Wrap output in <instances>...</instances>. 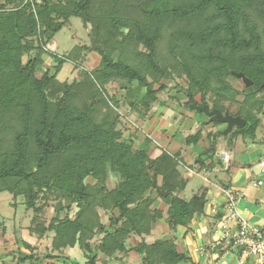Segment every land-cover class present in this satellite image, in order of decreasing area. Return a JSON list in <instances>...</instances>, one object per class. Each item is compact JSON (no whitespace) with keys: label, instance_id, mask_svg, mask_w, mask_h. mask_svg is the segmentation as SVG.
<instances>
[{"label":"trees","instance_id":"obj_1","mask_svg":"<svg viewBox=\"0 0 264 264\" xmlns=\"http://www.w3.org/2000/svg\"><path fill=\"white\" fill-rule=\"evenodd\" d=\"M71 17L102 46L95 49L99 65L70 84L59 82L56 72L38 76L42 55H52L56 71L64 63L48 47ZM234 71L252 84L237 90L227 80ZM174 74L187 80V108L210 102L229 111L221 102L242 95L234 115L245 124L235 126L233 138L254 141L264 115V0H0V193L23 196L34 210L41 209L38 201L56 202L49 223L33 229L39 238L51 237L49 250L37 252L22 240L28 253L18 248L14 264L64 260V249L75 246L84 264H98L99 255L100 264H127L130 252L139 264H198L171 232L204 216L208 188L187 197L190 178L178 153L152 157L149 140L135 145L136 133L122 139L116 110L127 101L145 117L167 89L160 80ZM111 81L125 94L109 95ZM199 138L200 132L188 135L185 143ZM200 156L196 161L205 168ZM161 218L172 235L146 241ZM9 255L14 252L2 256Z\"/></svg>","mask_w":264,"mask_h":264},{"label":"rangeland","instance_id":"obj_2","mask_svg":"<svg viewBox=\"0 0 264 264\" xmlns=\"http://www.w3.org/2000/svg\"><path fill=\"white\" fill-rule=\"evenodd\" d=\"M94 40H96V38L91 33L90 28L86 26L79 17H71L54 35V38L48 47L51 49L52 53L58 54V56L65 57L64 63H62L58 71H56V62L54 61L52 55L50 53L48 55H42L43 62L41 66L37 68L35 73L40 76L46 70H48L51 74H54L56 72V79L59 82H67L69 84L74 81L83 80L85 74L91 72L96 66H98L101 60V55L95 50L96 44ZM163 46V43H161L160 50H162ZM139 47L143 49V46ZM25 59L26 57L23 56V60ZM234 73L236 72L234 71ZM147 78L150 79V81L152 79L149 75H147ZM227 80L237 90H242L246 86L242 79L236 76H230L227 78ZM160 82L166 84L167 89L157 93V101L152 104L151 110L147 113V115L145 113V117L137 115L136 112L129 107L127 101L120 100V105L116 107V110L119 113L120 117L119 128L123 130V135L121 138H128L129 133H136L134 136H132V139L137 146L142 145L145 140H149L151 145L148 146V152L150 155H152V157L155 155H159L163 151L168 152L165 149L167 147H164L163 144H158L156 143V141H153L155 139L153 138L152 134L147 133V135H145L144 128H146V124L149 122L151 113H153V116L157 115L159 111L163 112L164 110H167L168 107L174 109V113L172 116L163 115L161 120L165 119L166 121V124L163 128L167 133L170 132L173 126H178L179 128V133L174 136V139H176L177 143L181 146L180 153L177 154V157L181 162V164L179 163V168L181 169V172L185 173L183 167L189 165L190 162L194 163V161H191L189 157L191 150L196 152V156L204 155L202 154L200 148L195 145L197 141L191 144H186L182 140V137H184L185 135H192V131L189 129L183 130L184 128H180L183 126V124H181V120L184 119V114L186 112H196H194V110L190 108L185 107L184 105V103L187 101V98H185L184 94L182 93L187 84V80L184 78V75L180 76L174 74L172 79L163 81L160 80ZM133 86L137 87L136 83H133ZM106 89L109 95L115 94L116 96L121 97L123 94H125V91L121 89L119 85L114 81L106 83ZM178 89H180L181 92H177ZM196 99L200 101V97L198 95L196 96ZM242 100L243 96L237 95L234 100L222 101L221 103H223L224 106H226V108H228L229 110L222 111V113L229 112V114L234 115V113L239 110V106L242 105ZM208 105L211 107L210 102L208 103ZM111 106H113V104H111ZM189 106L190 105H188V107ZM102 111L105 112L106 110L103 109ZM169 111L171 112V109ZM196 116L207 119V122L209 120V118L202 112L196 113ZM260 117L262 123L257 130L259 135H256V137L264 136V115H260ZM215 125L217 126L219 124ZM234 128L235 126L226 134L223 133L226 128L223 130L213 129V132H211V144L216 150L214 153L210 152L208 154V157L210 158L214 166L221 165V162L215 156L219 148L229 149L231 146H235V144H237L236 137L233 138V133L235 131ZM219 132H221V134H219ZM230 139H232L231 142ZM243 141L245 145L250 143V140L248 139H243ZM226 175V171L219 170L216 172L215 170L212 171L211 168L209 169V178L211 179L219 180ZM113 184L114 181L112 179L109 180L108 188H111ZM206 184L207 182L204 181V179L198 177V175H195L193 176V178H191L190 183L188 184L184 193L188 197L192 194L193 191L197 190V188L203 187ZM211 189L213 190L214 187L211 186ZM43 202L44 200L38 201L37 204L41 205V209L34 210L32 208L26 207L23 196L14 198L7 191H3L0 193V264H14L15 256L17 255L15 252L18 248H20L25 253H28L25 248L21 247L22 240H25L33 245L37 252L42 253L45 251V249L49 250L51 237L49 235H45L44 237L39 238L36 235L37 232L33 231L36 223L47 225L52 216L55 215L56 211L54 209L56 202L49 199L48 205L42 206ZM211 202L212 200H210V203H208V210H210ZM157 203V205L165 207V204L162 201H157ZM36 208L38 207L36 206ZM99 212L101 213L102 221L106 222L108 215L105 214L102 210H99ZM191 231L194 232V229H192ZM198 232H200V230H197V233ZM171 233H173V230ZM158 234H156L155 238L150 239L155 240L156 238H159L161 235ZM97 242L98 241H96L95 243ZM128 242L130 244L133 243L132 239H130ZM193 247L194 245L189 246V249L187 248L189 254L190 252L192 253L194 251ZM7 251L14 252V255H9L8 257L3 258L2 255ZM68 252V258L65 257L66 259L64 260H45L43 262H40V264H73L72 261L74 260H77V262L79 261L80 264L85 263L86 258L83 257L82 252L76 246L74 248H68ZM228 254H230V256H228V259L229 257L231 258L229 259V261H226V264H238L237 257L233 253ZM13 256L14 258L12 259ZM102 259H104V256L99 255L98 264L101 263ZM126 261L130 262L131 259L126 258ZM25 264L31 263L27 262ZM137 264H139V261L137 262Z\"/></svg>","mask_w":264,"mask_h":264},{"label":"crops","instance_id":"obj_3","mask_svg":"<svg viewBox=\"0 0 264 264\" xmlns=\"http://www.w3.org/2000/svg\"><path fill=\"white\" fill-rule=\"evenodd\" d=\"M170 109L171 112L169 111ZM194 112L196 111L194 110ZM173 113L174 109L170 107H168V109L164 110L163 112L159 111L157 115L152 116L153 113H151L149 122L146 124L144 131L145 135H147V133L153 135V138L155 139L153 141H156V143L163 144L164 147H167L165 149L169 153L179 154L181 146L177 143V140L174 139V136L179 133L178 126H173L170 132L167 133L163 128L166 124V121L165 119L161 120L163 115L172 116ZM196 113H183L185 116L184 119L181 120V124H183V126L180 128H184L183 130L189 129L192 131V134L200 132L201 137L198 139L195 145L200 148L202 154H204L200 157L202 161H204V165L206 167L204 168L200 164V161H196L198 156H196V152L193 150H191L189 157L191 161H194V163L190 162L189 165L183 166L185 167V176L189 177L190 180L193 178V176L198 175V177H201L207 182V184L203 186L204 188H208L207 205L204 216L197 214L188 229L183 226H178L174 228L173 234L184 245H186V248L194 245V251L192 250L193 252H190L194 262H197L198 264H226V261H229L231 258L229 257L228 259L230 254L221 253L217 248L213 249L210 247V245L213 243V229L216 224V219H214L215 217L211 212V208H219L222 205L221 203H223L226 199L225 190L233 191L237 198V210L241 218L248 223L256 224L264 228V184L261 187H256L253 185V181L256 180H262L264 183V136L256 137L254 141H250V143L246 145L241 137H236L237 144L229 148L230 150L234 151L235 155L231 162L228 165L220 163L221 165L214 166L208 157V154L210 152L214 153L216 149L211 150L209 153L205 152L211 146L210 139L213 129L223 130L225 129L226 125L221 123L216 126L212 122L207 123V119L201 118L200 116L197 117ZM257 135H259L258 132ZM185 139L186 135L182 137L183 142H185ZM210 168L212 171L215 170L216 172L219 170L226 171L227 175L223 178H220L219 180L211 179L209 178ZM190 180L188 184L190 183ZM209 185L213 186L214 189L212 190L211 186ZM210 200H212V202L210 204V210H208L207 206L208 203H210ZM192 229H194V232L191 231ZM197 230H200V232L197 233ZM155 233H159L158 235L161 236H167L168 234L172 235L169 233L168 226L164 224L163 218L153 225L151 232L148 235H145L146 241H151L150 238H155ZM195 248H198V250H195ZM64 250L65 254L67 255L68 248ZM133 253L134 252H130L124 256L128 259H131L130 262L126 261L127 264H137L139 261L138 256ZM74 261L77 262V260Z\"/></svg>","mask_w":264,"mask_h":264},{"label":"built area","instance_id":"obj_4","mask_svg":"<svg viewBox=\"0 0 264 264\" xmlns=\"http://www.w3.org/2000/svg\"><path fill=\"white\" fill-rule=\"evenodd\" d=\"M234 156V151L230 149H220L216 153V158L224 165H228ZM263 184L262 180L253 181L256 187H261ZM225 195L226 199L219 208H211L216 224L210 247L222 250L224 254L233 253L237 257L238 264H264L263 228L241 218L233 191L225 190Z\"/></svg>","mask_w":264,"mask_h":264},{"label":"water","instance_id":"obj_5","mask_svg":"<svg viewBox=\"0 0 264 264\" xmlns=\"http://www.w3.org/2000/svg\"><path fill=\"white\" fill-rule=\"evenodd\" d=\"M94 42L96 44V40H94ZM97 47L99 49H102V46L100 44L99 45L96 44L95 48ZM233 74L234 76L241 78L246 86H249L252 84V81L248 77H246L242 72H236ZM189 108L192 110L204 113L211 122L218 121L220 123H226V129L223 132L225 134L231 131V129L234 126L242 127L245 124V120L241 118L240 116L231 115L229 114V112L222 113V111L219 109L210 108V106L206 103H203L201 105L191 104ZM163 194L166 195V192H164Z\"/></svg>","mask_w":264,"mask_h":264},{"label":"flooded vegetation","instance_id":"obj_6","mask_svg":"<svg viewBox=\"0 0 264 264\" xmlns=\"http://www.w3.org/2000/svg\"><path fill=\"white\" fill-rule=\"evenodd\" d=\"M198 105H200V104H198ZM222 124H225L226 125V123H222ZM226 128V127H225Z\"/></svg>","mask_w":264,"mask_h":264}]
</instances>
